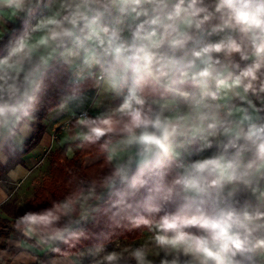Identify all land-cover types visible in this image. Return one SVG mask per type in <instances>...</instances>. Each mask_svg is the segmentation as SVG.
<instances>
[{
	"label": "clouds",
	"instance_id": "clouds-1",
	"mask_svg": "<svg viewBox=\"0 0 264 264\" xmlns=\"http://www.w3.org/2000/svg\"><path fill=\"white\" fill-rule=\"evenodd\" d=\"M9 204L0 264H264V0H0Z\"/></svg>",
	"mask_w": 264,
	"mask_h": 264
},
{
	"label": "trees",
	"instance_id": "trees-1",
	"mask_svg": "<svg viewBox=\"0 0 264 264\" xmlns=\"http://www.w3.org/2000/svg\"><path fill=\"white\" fill-rule=\"evenodd\" d=\"M39 140L35 141L34 143H38ZM70 163H74V162H70ZM55 172V176H52L50 173L51 172ZM67 175L64 166L62 164L59 163V161L56 158L55 154H51L50 156V168H49V175L43 180V183L47 182V183H55V179L56 177H63ZM42 183V184H43ZM33 194H36L37 196H43L44 195V189L43 187H37ZM32 194V195H33ZM3 213H6L9 217L14 213L15 209L14 207L9 204V205H5L4 208L2 209ZM7 227V223L5 219H1L0 218V234L4 233V230Z\"/></svg>",
	"mask_w": 264,
	"mask_h": 264
},
{
	"label": "rangeland",
	"instance_id": "rangeland-1",
	"mask_svg": "<svg viewBox=\"0 0 264 264\" xmlns=\"http://www.w3.org/2000/svg\"><path fill=\"white\" fill-rule=\"evenodd\" d=\"M50 156L47 158L50 161ZM45 159V157L43 158V160ZM49 175V170L47 172L44 173V175L42 176H38V177H34L32 180V185H30L28 187V189L22 188V193H20V196H23L25 199L28 198L29 196H31L34 192V190L37 188V184L34 181H39L41 184L43 183V180Z\"/></svg>",
	"mask_w": 264,
	"mask_h": 264
},
{
	"label": "crops",
	"instance_id": "crops-1",
	"mask_svg": "<svg viewBox=\"0 0 264 264\" xmlns=\"http://www.w3.org/2000/svg\"><path fill=\"white\" fill-rule=\"evenodd\" d=\"M43 158H44V155H43L42 152H40V151H35V152H31V153H30V155L27 157V160H28L30 166H35V165L38 164L40 161H42ZM32 183H33L32 180L29 181V183L26 184V185H24L23 188L28 189V187H29L30 185H32ZM20 193H22V191H21ZM20 195H21V194H20ZM17 198H19V197H17ZM3 214H4L3 211L0 210V216H2ZM1 219H2V218H1Z\"/></svg>",
	"mask_w": 264,
	"mask_h": 264
}]
</instances>
